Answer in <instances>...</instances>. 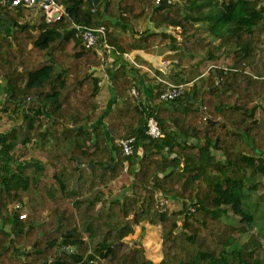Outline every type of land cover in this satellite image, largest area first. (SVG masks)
Segmentation results:
<instances>
[{
    "label": "trees",
    "instance_id": "trees-1",
    "mask_svg": "<svg viewBox=\"0 0 264 264\" xmlns=\"http://www.w3.org/2000/svg\"><path fill=\"white\" fill-rule=\"evenodd\" d=\"M58 1L68 15L53 24L22 22L24 6L0 7L11 21L0 18L7 25L0 30L5 103L28 110L20 126L0 135V264H155L143 246L124 241L145 220L162 227L158 264H264V233L250 228L264 176V0ZM142 16L149 30L132 40L118 34ZM72 21L105 25L116 52L169 39L177 66L202 50L214 60L232 54V62L205 77L198 60L180 79L197 82L147 110L130 95L135 81L121 63L111 75L120 101L99 123L94 68L101 60ZM34 112L47 117L45 126ZM150 116L164 137L147 134ZM131 136L137 150L125 155L119 140ZM35 139L55 168L54 182L45 180L43 162H19L13 153ZM126 162L131 193L109 197L100 186ZM158 195L181 200L182 209L158 204ZM19 202L31 210L10 208Z\"/></svg>",
    "mask_w": 264,
    "mask_h": 264
},
{
    "label": "crops",
    "instance_id": "crops-1",
    "mask_svg": "<svg viewBox=\"0 0 264 264\" xmlns=\"http://www.w3.org/2000/svg\"><path fill=\"white\" fill-rule=\"evenodd\" d=\"M63 5V4H62ZM25 7V6H24ZM26 9H33L30 7H25ZM36 9V8H35ZM37 10V9H36ZM38 13V11H37ZM42 19V17H39ZM29 16L25 15L22 22L29 23L30 25H39L37 23L40 22L37 18V22L34 20H31L28 22ZM42 22L43 19H42ZM152 27L151 21L147 17H139L138 19H135L132 21L130 25H128L125 29L118 30V34L121 35L123 38H126L127 40H132L135 37L139 36L143 31L149 30ZM5 30V29H4ZM11 30H6L7 34H10ZM170 43L169 39L163 40L162 42H158L155 46H153L150 49H134L129 52H116L114 47L112 46V49L105 55V58L103 61H101V64L99 67L94 68L96 70V75L100 77V81L102 82V85H99L100 89L98 92V101H99V107L98 112H102L99 118V123H105L106 122V114L115 106L116 102L120 101V98L113 95L111 92V75L112 70L116 66L120 65L121 63H125L128 67L129 74L132 78H134V85H136L141 94V100L139 103L141 106L144 107L145 110L148 109L149 106H153L154 104H158L161 100L159 99V89L161 88L158 80L150 73V71L147 70L148 68H152L156 74L159 76L165 78L166 80L170 82L177 83L174 79L171 78L172 75L178 74L179 75V81L182 78H187L190 74V71L195 67L192 65L191 68H188L186 73V70L181 72L182 69L180 68V71L176 68H174L175 64H173V60L170 59L168 55L174 54V52L170 49H163V51H160V45ZM126 54L128 56H126ZM101 60V59H100ZM169 61L167 64L166 61ZM174 62H177V60ZM195 63V62H194ZM208 70V69H207ZM203 71L202 75H205L207 77L208 72ZM182 74V75H181ZM187 74V77L185 76ZM181 76V77H180ZM199 78L196 80H193L191 82H182L180 81L179 84H185L186 86H189V88L198 81ZM99 81V82H100ZM3 82L0 79V135L10 131L14 126H20L24 121V114L27 111H24L22 108H19V114L22 116L21 120L18 118V113H13L12 107L8 106L5 103L6 93L4 91ZM131 95V93H130ZM137 101V100H136ZM19 104L17 105V107ZM20 107V106H19ZM35 116L37 117V122L40 121V119L47 118L40 112H34ZM15 116L14 118L12 117ZM8 116V117H7ZM45 117V118H44ZM151 117V116H150ZM7 118H10L8 120ZM149 118V117H147ZM148 120V119H147ZM189 141H195L194 139H188ZM27 146H29V158L39 160L40 162H45L46 156L44 150H42L40 143L35 146H30V143H26ZM38 150V152H34ZM215 154H217V150H213ZM143 148L140 147L138 153L142 154ZM218 156V155H217ZM126 167L128 166V163L126 162ZM162 197V196H161ZM160 198V197H159ZM159 200V199H158ZM169 201H172V199H168V207L172 210V208L169 206ZM16 206V205H15ZM21 207V206H20ZM143 225H148V232L149 236H147V239L144 240L143 246L145 247V250L148 249L149 243H152L154 241L153 237L151 235H155V233L158 231L157 228L160 231V236L162 235V227L161 225H153L149 221L143 222V224H137L134 226V229L140 228ZM137 226V227H136ZM138 244V242H136ZM156 254V253H155ZM150 257L154 263H159L160 260L163 258L162 255H156V258L154 259L151 255H147V257ZM159 259V260H158ZM157 260L158 262H155Z\"/></svg>",
    "mask_w": 264,
    "mask_h": 264
},
{
    "label": "rangeland",
    "instance_id": "rangeland-1",
    "mask_svg": "<svg viewBox=\"0 0 264 264\" xmlns=\"http://www.w3.org/2000/svg\"><path fill=\"white\" fill-rule=\"evenodd\" d=\"M179 1H183V0H179ZM25 15L29 16L28 22H30L31 20H34L36 22L38 20H40V22L37 24L42 23V19L39 18V17H41V12L38 11V13H37V10L35 8L26 9ZM22 18H24V17H22ZM37 18H38V20H37ZM215 42H218V41H215ZM169 47H170V45L168 43L162 44V45H160L159 50L163 51V49H168ZM168 56L170 57L171 60H173V64H176V65H174L175 66L174 68H176L177 71L178 70L180 71V68H181L182 69L181 72L186 70V73H188L187 72L188 68H191L193 64H196V62H198V60H201L200 61L201 62V69L203 71H206L207 69H210V67L215 66V65L227 68L229 66V63L232 62V54H229V55L222 54L221 59L214 60V59H210V57L206 58L205 57L206 52L203 50L201 51V53L196 58L186 57L185 59H183V62L178 66H177V62H174V60L175 61L177 60V56L175 54H171ZM174 75L173 76L176 78L179 77L178 74H174ZM173 76H171L172 79H174ZM185 76L187 77V74H185ZM188 88H189V86H188ZM12 111L14 114L18 113V118H19V120H21L22 116L19 114V110L18 109H12ZM261 115H262V111L259 108V110L256 112V116L259 117ZM12 117L14 118L15 116L12 115ZM7 119L10 120V118H7ZM40 122L43 124V126H45L48 122V119L47 118H45L43 120L40 119ZM29 143H30V146L31 145L35 146L36 144H37V146H39L38 144L40 142L35 139L33 141H30ZM34 152H38V150H36ZM13 153L19 162H21V161L23 162L25 160H28V161L31 160V157L29 158V146H27L26 144H19L13 150ZM217 155L219 158H223V154L221 152H217ZM45 156H46V152H45ZM43 163L45 164V168L43 171L45 180H47V182H54L53 181V175H54L55 168L51 167V165L48 162L47 156H46L45 162H43ZM259 179L262 181V184L259 188V191H258L259 193L258 192L256 193V196L254 197V202H253L256 205V206H254V208L256 210H258V212H257L258 216L255 218L254 222L250 224V228H251V231L262 234V232L264 233V176L260 177ZM132 180H133V175H131L128 172V169L125 166V168L122 170V172L119 174V176L116 179L102 184L100 186V189H102L105 193H107V195L109 197H116L118 195L122 196L125 194L130 195L131 190L129 189V186L132 183ZM160 196L161 195H158V199ZM165 197L166 196H162V198H165ZM169 202H170L169 206L172 208V210H175V211L181 210L183 207V204H182L183 202L181 200L172 199V201H169ZM158 204H159V202H158ZM15 205L17 206L18 203H16V204L12 203L10 205V208H12V209L14 207L18 208ZM19 205L21 206L20 209L22 212H29L31 210L30 206L28 205V202H24V203L19 202ZM145 221L147 222V220H145ZM145 221H142L141 223L143 224V222H145ZM157 230L158 231L155 233V235H151L153 237L154 241H152V243H149L148 249L145 250L146 256L149 254L154 259L156 258V255H162V257H163V245H162L163 239H162V235L160 236V231L158 228H157ZM148 231H149L148 225H143L142 227L135 229V232L133 234H130L129 236L125 237L124 241L130 247L143 246L142 242L147 239V236H149V234H151ZM262 239L264 240V236H262ZM136 242H138V244ZM144 249H145V247H144ZM148 258H150V257L148 256ZM155 262H158V261L155 260ZM155 264H157V263H155Z\"/></svg>",
    "mask_w": 264,
    "mask_h": 264
},
{
    "label": "built area",
    "instance_id": "built-area-1",
    "mask_svg": "<svg viewBox=\"0 0 264 264\" xmlns=\"http://www.w3.org/2000/svg\"><path fill=\"white\" fill-rule=\"evenodd\" d=\"M17 6L36 8L37 11L41 12V17L46 24L56 23L68 15L66 7L59 3L58 0H0V7L12 8ZM71 27L76 32L77 36L81 38L83 45L87 49L95 50L101 61H103L105 55L112 49V45L109 44L107 39V27L102 24L91 27L74 21H72ZM126 56L128 55L126 54ZM166 63L168 64L169 61L167 60ZM147 70L158 80L162 87L158 92L161 101L171 102L184 94L185 84L170 82L156 74L152 68L147 67ZM99 85H102L101 81ZM130 93L138 102L141 100L142 94L136 85L131 87ZM147 134L154 139H160L165 136L160 122L153 116L149 117L147 120ZM119 144L125 155H132L137 150L135 136L120 139ZM1 150L2 144L0 142V152ZM167 203L168 199L160 196L159 204L167 206ZM16 207L19 208L20 205L18 204ZM191 209L194 210V208Z\"/></svg>",
    "mask_w": 264,
    "mask_h": 264
},
{
    "label": "water",
    "instance_id": "water-1",
    "mask_svg": "<svg viewBox=\"0 0 264 264\" xmlns=\"http://www.w3.org/2000/svg\"><path fill=\"white\" fill-rule=\"evenodd\" d=\"M90 2L92 1V0H89ZM0 18H2V19H4V20H8V18L6 17V16H4L1 12H0ZM11 24V21H9L8 20V25H10ZM7 28V25H3V26H0V30H4V29H6ZM192 99V96H190L189 98H188V100H191ZM195 101L196 102H198V104L199 105H202V102L201 101H198L197 99H195ZM204 111H205V109H203ZM93 166H94V164H90L89 165V167L90 168H93ZM180 227L181 226H179L177 229H176V233H178L179 231H180Z\"/></svg>",
    "mask_w": 264,
    "mask_h": 264
}]
</instances>
